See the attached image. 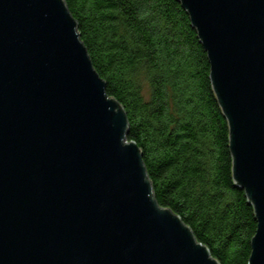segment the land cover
<instances>
[{
    "label": "water",
    "instance_id": "95a60500",
    "mask_svg": "<svg viewBox=\"0 0 264 264\" xmlns=\"http://www.w3.org/2000/svg\"><path fill=\"white\" fill-rule=\"evenodd\" d=\"M229 121L264 264V0H180ZM66 0H0V264H220L155 198Z\"/></svg>",
    "mask_w": 264,
    "mask_h": 264
},
{
    "label": "trees",
    "instance_id": "16d2710c",
    "mask_svg": "<svg viewBox=\"0 0 264 264\" xmlns=\"http://www.w3.org/2000/svg\"><path fill=\"white\" fill-rule=\"evenodd\" d=\"M107 93L125 108L155 198L220 264H248L254 205L237 185L211 63L180 0H66Z\"/></svg>",
    "mask_w": 264,
    "mask_h": 264
}]
</instances>
